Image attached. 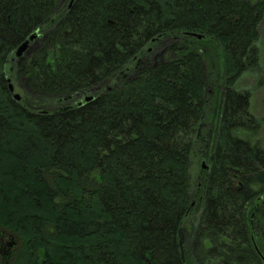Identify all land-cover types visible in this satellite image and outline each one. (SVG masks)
I'll return each mask as SVG.
<instances>
[{"label":"trees","instance_id":"16d2710c","mask_svg":"<svg viewBox=\"0 0 264 264\" xmlns=\"http://www.w3.org/2000/svg\"><path fill=\"white\" fill-rule=\"evenodd\" d=\"M65 2L0 0V264H264L260 2Z\"/></svg>","mask_w":264,"mask_h":264},{"label":"rangeland","instance_id":"374dc122","mask_svg":"<svg viewBox=\"0 0 264 264\" xmlns=\"http://www.w3.org/2000/svg\"><path fill=\"white\" fill-rule=\"evenodd\" d=\"M252 2H260L262 5V21L260 23V37H259V48L262 57V64H261V72L259 76L264 77V0H250ZM69 0L65 2L68 4ZM17 59L14 58L13 62L17 63ZM258 76V77H259ZM12 84V83H11ZM236 88L248 90L251 94V111L252 113L262 120V127L259 133V138L262 141V145L264 146V81L259 82L256 78L255 74L247 73L243 75L235 84ZM14 92L20 94V91L17 88H14ZM208 170V164L206 163L204 158H200L194 160L190 167V174L192 179H197L199 174L203 171ZM200 213V205L194 204L192 206V214L190 216L191 221L187 223L185 228V234L183 241L185 242V238L188 236L191 237L192 230L195 228L197 224V220ZM190 240V239H189Z\"/></svg>","mask_w":264,"mask_h":264},{"label":"water","instance_id":"95a60500","mask_svg":"<svg viewBox=\"0 0 264 264\" xmlns=\"http://www.w3.org/2000/svg\"><path fill=\"white\" fill-rule=\"evenodd\" d=\"M72 1V0H71ZM69 8H70V6H69ZM195 37H197L198 39L199 38H201V36H199V35H196V34H193ZM34 38V36L33 37H31L30 38V40H26V41H24L17 49H16V51H15V58L18 60L17 61V63H19L21 60H23L24 58H25V52H26V50L28 49V45H29V41H31L32 39ZM6 82H7V89H8V92H9V94H10V96H11V98L14 100V101H16V102H19L20 101V99H21V97H20V95L19 94H17V93H15L14 92V87H13V85L11 84V81H10V79L9 78H7V80H6ZM91 100H93V96L91 95V96H87V97H84V102H90ZM79 105H81V103H79Z\"/></svg>","mask_w":264,"mask_h":264}]
</instances>
